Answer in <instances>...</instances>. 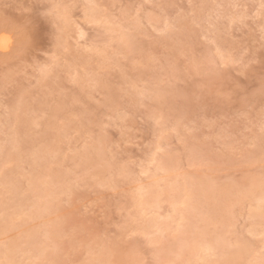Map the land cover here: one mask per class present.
I'll list each match as a JSON object with an SVG mask.
<instances>
[{
	"label": "rangeland",
	"instance_id": "rangeland-1",
	"mask_svg": "<svg viewBox=\"0 0 264 264\" xmlns=\"http://www.w3.org/2000/svg\"><path fill=\"white\" fill-rule=\"evenodd\" d=\"M261 2L0 0V264H264Z\"/></svg>",
	"mask_w": 264,
	"mask_h": 264
},
{
	"label": "bare ground",
	"instance_id": "bare-ground-1",
	"mask_svg": "<svg viewBox=\"0 0 264 264\" xmlns=\"http://www.w3.org/2000/svg\"><path fill=\"white\" fill-rule=\"evenodd\" d=\"M205 4V6H206V3H204ZM208 4V3H207ZM90 12H88V17L89 18H96L97 17V15L98 14H96L97 12L95 11V10H93V9H91V10H89ZM69 18V17H68ZM67 18V19H68ZM70 19V18H69ZM69 22V21H68ZM67 22V23H68ZM127 34V33H126ZM123 35V34H122ZM122 37V43H123V45H122V43H121V48L122 49H124V51L125 50H127L128 51V49H129V46L131 47V44L133 43L134 44V42H133V40H132V37H130L129 35H124V36H121ZM120 38V37H119ZM134 38V37H133ZM120 40H121V38H120ZM132 44V45H133ZM134 46V45H133ZM9 47V38L8 37H5V36H1L0 37V48H2L3 50L5 49V48H8ZM120 48V49H121ZM17 122H19V121H17ZM16 122V123H17ZM51 122V121H50ZM20 123V122H19ZM18 123V124H19ZM26 124V123H25ZM17 125V124H16ZM51 125V124H50ZM18 126V125H17ZM20 126V125H19ZM18 126V127H19ZM17 127V128H18ZM98 150V149H97ZM100 152V151H99ZM37 153V152H36ZM89 153H91V152H88V153H85V154H89ZM94 153V152H93ZM34 154V153H33ZM103 154V153H102ZM93 156V155H92ZM85 157H87V155H85ZM18 158V157H17ZM89 158V157H88ZM15 159V158H14ZM16 160V159H15ZM174 168H175V166H174V164L171 162V161H167V160H161L160 161V163H159V167H158V170H162V171H168V172H172L173 170H174ZM57 175H58V173L57 172H51L50 171V173H49V175L47 174V176H49V177H51L52 178V176H56L57 177ZM39 178V177H38ZM8 180L7 181H9V183H11L12 181H14V180H12L11 178H7ZM35 179V178H34ZM38 180L37 179H35V180H31V183L33 184V189L31 188V190H33V191H40V185L42 184H38ZM157 182V181H156ZM13 183H15V182H13ZM46 183V182H45ZM44 183V184H45ZM209 184V183H208ZM156 184H154V182H153V184L151 185V184H148L146 187H143V190H142V196H144V200H143V202H142V204H144L145 205V203H149V202H151V200H157L158 198H159V194H157V192H156V194H154L151 190V188L153 187H156L155 186ZM158 185V184H157ZM202 185V184H201ZM175 186H176V184H175ZM199 186V185H198ZM197 186V187H198ZM255 186V187H254ZM181 187H179V188H176V189H174L173 191H175L174 193H171V196L173 197V199H174V201H173V204L174 205H176V206H180V207H183V209H181L180 208V211H178L179 213H180V216L182 217V216H184V219H186V218H190V212H191V208H196L195 207V205L196 204H198V203H196L195 201H194V198H196V197H199L200 196V194L201 193H203V196H205V191H206V193L208 192L207 190L209 189L208 188V186H207V183H203V185L202 186H199L198 187V189H196L195 190V188H192V189H190V188H185L184 190H178V189H180ZM200 189H201V192H200ZM32 191V192H33ZM39 193V192H38ZM42 193V192H41ZM45 193V192H44ZM210 193H212V192H210ZM209 194V193H208ZM48 195V194H47ZM218 195V194H217ZM245 195V197H250V198H253L254 200H257V202H258V207L261 209V207H263V204H262V202H264V185L263 184H258L257 183V185H253V188H252V190H250V191H248L247 193H245L244 194ZM223 196V195H222ZM141 198V197H140ZM217 199L219 198V196L218 197H216ZM236 198V197H235ZM199 199V198H198ZM223 199H218V202L219 201H222ZM154 202V201H153ZM152 202V203H153ZM199 202V201H198ZM261 202V203H260ZM219 203H222V202H219ZM221 206V205H220ZM223 207V206H222ZM228 207V206H227ZM220 208V207H219ZM219 208H218V210H219ZM51 209H53V208H51ZM218 210H216V212L218 211ZM50 211V210H49ZM57 211V210H56ZM260 211V210H259ZM263 211V210H262ZM194 212V211H193ZM261 212V211H260ZM212 213V212H211ZM210 213V214H211ZM264 214V213H263ZM52 217L54 216V215H51ZM192 216V215H191ZM197 216H198V214H197ZM256 216V215H255ZM51 218V217H50ZM54 218V217H53ZM258 218V217H257ZM52 219V218H51ZM145 225V224H144ZM31 226V225H30ZM27 227V228H25L26 230H24V232H26V233H28V235H27V238L29 239V243H30V246H32L33 245V241H32V239L33 238H35L36 236H34V234H33V232H31L32 231V227ZM6 227V225L4 224V222H0V229H2V232L4 231V229H6L5 228ZM8 233V232H7ZM184 233V232H183ZM204 234V233H203ZM201 235V239H202V241H200V242H198L199 243V245H198V247H194V248H191V252L192 253H197V252H199V251H201L202 249H204V250H209V251H214L215 249L217 250V248L219 249H222L223 250V253H224V251H226L227 253L226 254H230V257H240V255H241V251H239L238 252V250H237V252H234V253H230L229 252V250H228V247L226 246V244L221 240V239H219V236L217 237V236H208V234H206V235ZM11 236H13V233H12V235ZM26 237V236H25ZM14 239V238H13ZM199 239V238H198ZM16 240V239H15ZM13 241L11 244H9V245H7V248L5 249V253H6V255H7V257L6 258H8L9 260H13V258L10 256L11 254H13L14 252L13 251H15L16 249H19L21 246L19 245V244H17L16 243V241ZM200 240V239H199ZM198 240V241H199ZM24 241H26V240H24ZM28 242H26L27 244H28ZM196 244V243H195ZM192 245V244H191ZM34 246V245H33ZM197 246V245H196ZM230 247V246H229ZM198 248V249H197ZM23 249V248H22ZM21 249V250H22ZM25 249V248H24ZM232 251V250H231ZM235 251V250H234ZM13 252V253H12ZM39 252H41V251H39L38 250V253ZM203 252H205V251H203ZM10 254V255H9ZM242 254H243V252H242ZM13 256V255H12ZM50 256V255H49ZM227 257V256H226ZM53 259V258H52ZM229 259V258H228ZM230 259H232V258H230ZM229 259V260H230ZM236 259H238V258H236ZM240 259V258H239ZM228 260V261H229ZM234 259H232L231 261H233ZM99 263V262H98ZM107 263V260H106V258H105V260L104 261H102V264H106ZM234 263V262H233ZM93 264H96V263H93ZM236 264V263H235Z\"/></svg>",
	"mask_w": 264,
	"mask_h": 264
},
{
	"label": "snow or ice",
	"instance_id": "snow-or-ice-1",
	"mask_svg": "<svg viewBox=\"0 0 264 264\" xmlns=\"http://www.w3.org/2000/svg\"><path fill=\"white\" fill-rule=\"evenodd\" d=\"M261 15L264 17V0L261 2ZM262 131H264V128H262Z\"/></svg>",
	"mask_w": 264,
	"mask_h": 264
}]
</instances>
